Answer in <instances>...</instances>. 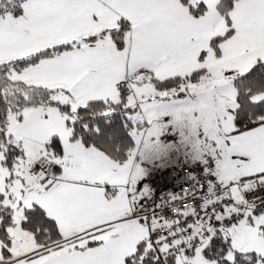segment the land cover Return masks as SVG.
<instances>
[{"label":"snow or ice","instance_id":"snow-or-ice-1","mask_svg":"<svg viewBox=\"0 0 264 264\" xmlns=\"http://www.w3.org/2000/svg\"><path fill=\"white\" fill-rule=\"evenodd\" d=\"M0 264H264V0H0Z\"/></svg>","mask_w":264,"mask_h":264},{"label":"built area","instance_id":"built-area-1","mask_svg":"<svg viewBox=\"0 0 264 264\" xmlns=\"http://www.w3.org/2000/svg\"><path fill=\"white\" fill-rule=\"evenodd\" d=\"M166 156L171 161H175V166L163 164L159 159H154L152 170L143 180V183L149 185L157 197L180 191L182 184L186 182L185 172L197 166L194 160L185 158L183 149L170 152Z\"/></svg>","mask_w":264,"mask_h":264},{"label":"crops","instance_id":"crops-1","mask_svg":"<svg viewBox=\"0 0 264 264\" xmlns=\"http://www.w3.org/2000/svg\"><path fill=\"white\" fill-rule=\"evenodd\" d=\"M163 157H165V155H160L159 157H153L152 161L154 159H159L161 162H163ZM150 157H142L140 160L141 165L143 166L145 175L152 170V161L149 160ZM164 164V163H163Z\"/></svg>","mask_w":264,"mask_h":264},{"label":"rangeland","instance_id":"rangeland-1","mask_svg":"<svg viewBox=\"0 0 264 264\" xmlns=\"http://www.w3.org/2000/svg\"><path fill=\"white\" fill-rule=\"evenodd\" d=\"M152 159H153V157H150L149 160L152 161ZM163 163L164 164H171V165L175 166V161H171L170 159L167 158L166 155H165V157H163Z\"/></svg>","mask_w":264,"mask_h":264}]
</instances>
